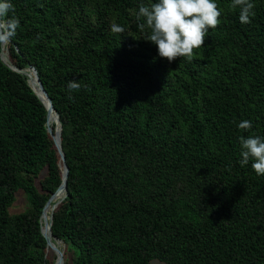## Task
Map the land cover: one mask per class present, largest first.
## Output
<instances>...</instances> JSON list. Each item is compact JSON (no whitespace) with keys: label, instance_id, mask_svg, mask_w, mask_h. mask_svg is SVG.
I'll use <instances>...</instances> for the list:
<instances>
[{"label":"trees","instance_id":"obj_1","mask_svg":"<svg viewBox=\"0 0 264 264\" xmlns=\"http://www.w3.org/2000/svg\"><path fill=\"white\" fill-rule=\"evenodd\" d=\"M10 2V64L37 71L62 128L51 232L64 264H264V176L239 163L241 135L264 139V0L248 24L216 0L218 27L172 63L137 29L155 0ZM1 52L0 264H55L41 216L61 157L47 108ZM20 192L29 206L12 215Z\"/></svg>","mask_w":264,"mask_h":264},{"label":"clouds","instance_id":"obj_2","mask_svg":"<svg viewBox=\"0 0 264 264\" xmlns=\"http://www.w3.org/2000/svg\"><path fill=\"white\" fill-rule=\"evenodd\" d=\"M255 7L253 0H231V8L239 10L242 24L251 23L250 17L255 15ZM13 11L10 0H0V44L14 36L20 26L19 19L10 16ZM221 16L222 11L216 0H155L149 4L140 3L136 12L137 21H142L137 24V29L145 33L143 39L153 43L159 58L169 63L181 58L191 62L194 50L204 46L209 30L218 27ZM111 31L123 33L124 28L114 23ZM67 87L71 92L78 91L81 85L77 81H70ZM238 128L250 131L252 123L242 120ZM239 144L240 165L243 167L251 161L254 172L264 176V139L241 135Z\"/></svg>","mask_w":264,"mask_h":264},{"label":"water","instance_id":"obj_3","mask_svg":"<svg viewBox=\"0 0 264 264\" xmlns=\"http://www.w3.org/2000/svg\"><path fill=\"white\" fill-rule=\"evenodd\" d=\"M9 41H10V39L7 42H5V43H9ZM5 43L2 44V52H1V60L3 61V63L5 65H7L9 68H11L12 70L17 71V72L27 76L28 77V83H29L30 86H31V84H30V81H29V73L28 72L29 71H33V73L35 74V77H36L38 85H36V88H34L32 86H31V88L35 92V94L38 96V98L41 100V102L45 105V107L47 108V112H48L47 131H48L49 135L53 138V140L55 142V145H56V147L58 149V152L60 154V157H61V162H62V166H63V183L61 184V186L59 187L57 192L50 198V200L47 202V204L44 207V210H43V213H42V216H41V221H42L41 232H42V235L44 236V238H45V240L47 242V247L49 249H51L53 251V253H55L56 257H57L55 264H64L63 252L55 246V242H60V241H58L56 238H53L52 232H50V236H48L43 230V217H44L46 209L50 206L52 199L54 198L55 195H57L61 191H64L65 195H66V192H67V179H68V176H69V168H68V166L66 164L65 154H64V152L62 150V146H61V132H62V128H61V124H60V121H59V116H58L57 112L55 111L54 106L52 104V101L49 98L47 92L45 91L42 82L40 81V78L38 76L37 71L34 68H29L27 70H18V68L14 67V66H11V64H10L8 58H7V55L4 54ZM36 89H38L39 92ZM43 96L45 97L47 103H45L43 101V98H44ZM52 112H54V114L57 117V122H58V124L60 126V133H57V130L54 133L52 127L49 124V119H50V116H51ZM52 221H53V214L51 216L50 231H51V227H52ZM60 243H63V242H60Z\"/></svg>","mask_w":264,"mask_h":264},{"label":"bare ground","instance_id":"obj_4","mask_svg":"<svg viewBox=\"0 0 264 264\" xmlns=\"http://www.w3.org/2000/svg\"><path fill=\"white\" fill-rule=\"evenodd\" d=\"M6 46H7V43H6V45H5V47H4V54L5 55H7V53H6ZM33 72V71H32ZM31 71H29L28 73H29V81L31 80L32 81V83L30 82V84H31V86L32 87H34V88H36V85H38V83H37V80H36V77H35V74L34 73H32ZM37 91H38V89H36ZM39 92V91H38ZM42 96V95H41ZM44 97V96H43ZM43 101L45 102V103H47V101H46V99H45V97L43 98ZM49 124H50V126L53 128V126H57V133H60V126H59V124H58V122H57V117H56V115L54 114V112H52V114H51V116H50V119H49ZM65 197V192L64 191H61V192H59L57 195H55L54 196V198L52 199V201H53V203H52V205H51V207L49 208V210H48V212H47V215H46V217H45V219H44V217H43V219H44V221H43V226H44V229H45V232H46V234L48 235V236H50V225H51V216H52V214L54 213V211L56 210V208L58 207V205L62 202V200H63V198ZM51 201V202H52ZM45 213H46V211H45ZM45 215V214H44ZM58 243H60V242H55V246L58 248V249H60V246H59V244Z\"/></svg>","mask_w":264,"mask_h":264},{"label":"rangeland","instance_id":"obj_5","mask_svg":"<svg viewBox=\"0 0 264 264\" xmlns=\"http://www.w3.org/2000/svg\"><path fill=\"white\" fill-rule=\"evenodd\" d=\"M6 53H7V58L9 60V55H8L7 50H6ZM9 62H10V60H9ZM28 206H29V203H28V200H27L25 194L20 192L17 195L16 202L14 203L12 208L10 209V213L12 215L23 213L28 208ZM64 248H65L64 244L61 243L60 249H64ZM151 264H165V263H162L158 260H155V261L151 262Z\"/></svg>","mask_w":264,"mask_h":264}]
</instances>
